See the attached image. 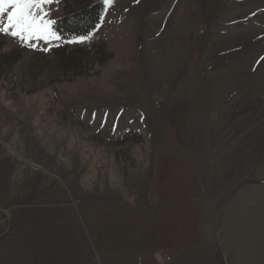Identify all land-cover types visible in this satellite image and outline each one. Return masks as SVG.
<instances>
[{
	"label": "rangeland",
	"instance_id": "1",
	"mask_svg": "<svg viewBox=\"0 0 264 264\" xmlns=\"http://www.w3.org/2000/svg\"><path fill=\"white\" fill-rule=\"evenodd\" d=\"M96 1L0 34V264H264V0Z\"/></svg>",
	"mask_w": 264,
	"mask_h": 264
},
{
	"label": "snow or ice",
	"instance_id": "2",
	"mask_svg": "<svg viewBox=\"0 0 264 264\" xmlns=\"http://www.w3.org/2000/svg\"><path fill=\"white\" fill-rule=\"evenodd\" d=\"M59 0H0V34L9 35L19 40L27 47L37 49L38 41H43L48 47L40 49L49 51L54 41H62V37L54 30L55 21L50 18L51 11L48 5L58 3ZM107 8L113 0H103ZM103 20V16H101ZM98 23L95 29H99ZM94 29V31H95ZM80 35L66 43H84L92 37ZM264 60V57H261Z\"/></svg>",
	"mask_w": 264,
	"mask_h": 264
},
{
	"label": "trees",
	"instance_id": "3",
	"mask_svg": "<svg viewBox=\"0 0 264 264\" xmlns=\"http://www.w3.org/2000/svg\"><path fill=\"white\" fill-rule=\"evenodd\" d=\"M102 12L101 1L83 4L75 11L56 19L54 30L65 37L86 34L95 27Z\"/></svg>",
	"mask_w": 264,
	"mask_h": 264
}]
</instances>
